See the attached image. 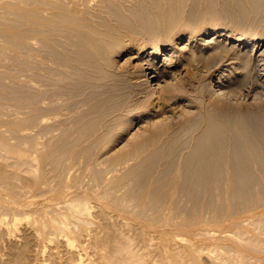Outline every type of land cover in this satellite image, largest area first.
I'll return each instance as SVG.
<instances>
[{
  "label": "rangeland",
  "instance_id": "rangeland-1",
  "mask_svg": "<svg viewBox=\"0 0 264 264\" xmlns=\"http://www.w3.org/2000/svg\"><path fill=\"white\" fill-rule=\"evenodd\" d=\"M9 1L10 0L0 1V140L6 142L9 146L11 145L10 147H16L14 149H18V151L21 150L24 153L26 152V154L28 153L27 155L33 158L34 163L32 164V168L31 166L28 168L27 165L22 166L19 164V166H22L24 169L22 167L18 168V166L15 167L14 164H11V170L10 164H5L6 162H4L5 171L7 174L11 171L12 177L11 172H9L10 177L8 182H10V184H6L8 183L6 181H0V223L1 221L7 223L6 225L0 224V264H75L81 256L85 259L83 260V264H103L98 254V248L96 246L94 247V244L90 242L91 237L89 238L88 235L84 237L85 239L81 238L82 236L80 237L85 224V228L89 231L94 229V231H99L98 233L101 237L107 236L108 239L110 238L111 241L109 246H111L110 244L114 237L120 234L122 230V234H127L124 233L125 229H127L126 232L129 231L132 233L130 234L133 238L131 239L134 241L131 240L132 244L135 245L134 249H137L138 253L140 250V254L145 258L147 257V259L143 258L145 261H139V264H144L146 261L147 264H160L162 263L163 257L166 258H164L163 261H168L169 259L165 255V252L170 253L172 250L181 248L182 250L186 249V252L192 250L197 253L195 261L189 259L186 261L185 259L184 264L185 262L186 264H222L217 257L215 258L218 254L217 252L224 251L225 253L227 252V254H233L234 252L236 253L238 249H242L244 252L248 251L247 253H250L253 257L257 254L255 257V264L256 262L257 264H264L259 261L261 258H264V251L262 250L263 253L260 251L262 254L259 255V253L255 251L247 250V247L238 243L236 239L234 241L232 236L237 226L230 227L229 224H227L233 221V219L237 220L239 218V220H243V224L241 225L245 226L244 224L246 222H251L252 217L264 213V211H262L264 210V175H262L264 170L262 167V169L260 168L261 170L258 169L260 165L258 166V164L255 163L253 164L255 167L252 165L253 168L251 166L250 168L252 169L249 168L250 171H246V175L251 173L250 176L256 172L257 177L255 180L251 178L255 177L254 175L251 177H249V175H247V177L244 175L246 180L244 177H242L243 179L241 178V180H245L246 182L241 180L238 181V183H241L239 187H241L242 184L244 185H242V189L240 188L242 190L240 191L241 194L244 191L243 189L247 187L246 191L248 190L249 192L247 191V193L244 191L245 195H240L237 191L236 195H234L235 193L233 194V192L228 189V184L225 188L223 187L226 182H228V171L224 168H222L221 171L218 167H215L218 169L216 171L214 168L209 170L210 178L208 180L210 183H205L202 190V184L200 185V183L195 182L197 184L192 183L191 186L187 185V191H183L182 194V190L177 189L178 186L176 184L177 188H175V193L179 191L182 194L180 195V193H178L179 196H177L178 194L174 193V197H179L177 200L172 197L173 195L170 197L167 191V195H165V189L162 188L164 184L166 185L173 177L175 178L176 176V180L180 179L177 178V175L180 177V170L182 171L181 168L182 165H184L183 162L188 157L187 155H189L188 153H191L195 145L203 142L207 134H205V132L208 125L207 121H209L208 117L210 116L208 115V109H210L211 106L225 104L229 107L230 112L233 113L236 110L241 112L242 110L248 111V107L249 110L255 111L256 109V112L257 109H260L258 111L260 115L262 113L261 109L264 112V107L262 106L264 105V88L262 91L259 89L260 92L258 88L257 90L252 89L255 82L253 73V76H250L251 73H249V76L247 75L248 77L246 76V79H244V81L246 80V84L242 83V80L234 82V79L232 81V79L230 80L228 77L230 75L228 74L230 70L229 66L223 64L225 65L223 67L226 68L222 71L223 73L219 69H214L216 58H210V56L212 57V55H210L211 50L209 51V49L206 50L204 48V52L206 53L204 56L205 59L207 58V62H205L206 60H204L203 55H196L199 52V50L196 49L197 47L192 46L194 42H201V45L203 44V46L207 47L215 38H222V44H229V42H224L225 39L226 41L228 40L227 37H225L226 35L214 37L215 28H220L223 29L222 32L226 31L232 34L239 33L252 36L254 40L256 39L255 47H261V45H264V0H260L261 7L259 11L250 7V4H246V10L242 13H240V9L238 12L237 0H213L215 4L212 0H101V5L100 2H95L98 0H91V2H95H93L94 6H92V3H89L90 0H87L90 11L91 9L96 11L94 12V16L97 14V17H93L95 20L98 18L95 23L99 22V27L108 28L110 25L108 31L111 29H118L117 31L118 33H122V37L128 39L133 38L132 41L136 45L142 46L147 44L151 48L153 45H156V43L161 44L165 42V40L167 42V39L173 36L172 45L170 44V46L166 48L161 47L162 50L160 49V53L156 58V65H158L156 77L149 75L152 68H147L149 66L147 59L129 60L126 52H120V46L117 47L115 41L113 42V40L110 39L111 34L104 32L105 35L108 34L110 37L108 35H103V33L101 35L98 31L88 27L91 25L89 24L86 27L87 29L85 27H80L81 32H72L71 35L65 37L58 34L52 27L50 28V23L46 20L44 21V18L42 19V17L37 15L47 16L49 15L47 10H36L38 12L36 14L34 7H36L37 4L35 1ZM243 1L248 3V0ZM211 3L214 6L215 12L219 14L216 15L215 13V17L209 9V4ZM95 4H99V8L96 7ZM216 6L217 8H215ZM46 7H49V5H46ZM108 7H110V9ZM27 9H29L28 12H26ZM205 10L207 12L210 11L207 13ZM243 13H245L244 16L241 15ZM35 14L42 20L37 16L35 17ZM209 15L212 16L210 17ZM29 18L34 20L31 21ZM101 19H103V21ZM39 21H42V23H36ZM92 21L94 20H91V22ZM168 23L172 25L167 26ZM39 27L43 28L41 29ZM22 29L24 30L23 32L21 31ZM25 29H29V32ZM93 30L98 33L93 32ZM218 34L216 33V35ZM170 35L172 36L170 37ZM189 35L192 36L190 37ZM66 41L67 44H65ZM109 41H111V43ZM248 48L251 47L248 46ZM167 50H173L178 56H168ZM180 50L186 54V58L179 57ZM209 52L210 54L208 56ZM226 52L227 51H224V53ZM143 54L145 55L146 53ZM227 54H229V52H227ZM196 56L201 60L199 61ZM201 56H203V58H200ZM163 67L171 71L168 73L165 72L163 77H161L160 70H162ZM141 68L146 69V75H142ZM263 71L264 69H262V74ZM218 72L222 74V80H220L222 85L224 84L221 88H219ZM233 73L236 74L235 71ZM145 76H150L148 82L145 81ZM214 91H216V94L217 92L219 94H213ZM221 91H225L224 94ZM187 101H192L194 104H186ZM197 111L199 113L201 112L200 115ZM263 115L261 116L264 118ZM222 118L223 117L218 116L220 122L224 123L225 120ZM263 118L261 121L264 124ZM215 119L219 121L216 117ZM228 120L227 122L232 123L233 119L230 117ZM263 134L264 132L262 135L260 134L261 138H264ZM196 139L201 141L199 142ZM186 143L188 145H186ZM187 150L190 152H187ZM72 159L75 162L72 163ZM4 160L5 158L0 155V163ZM76 161L78 163H76ZM173 166H175V168ZM29 170L31 171L29 172ZM252 170H255L254 173H252ZM256 170L262 172H260L262 175L261 180H258L260 174ZM213 171L215 174H213ZM14 173H18L16 174V176H18L16 177ZM218 176H223L224 178ZM30 177L32 179L34 178V183L31 181V183L28 184L30 181L27 179ZM23 179L24 182H22ZM181 179L179 180L180 182L182 181ZM15 183L18 184L15 185ZM32 184L33 186H31ZM158 184L160 186H158ZM193 185H196L195 187L199 192L196 191ZM247 185H251V187L249 188ZM197 186L200 187L197 188ZM149 187L150 190L154 187L155 191L156 189L158 190L157 187H159V190L161 188L163 192H161V195L156 192L159 196L156 195L154 197L155 193L153 195V192L150 191L145 199L146 196L144 191L145 189H149ZM239 187L237 186V189ZM189 188H191L192 191L189 190ZM210 188L213 190L211 191ZM11 189L15 190L13 191ZM176 189L178 191H176ZM218 189H220V191ZM226 189L230 191L227 190L226 194L229 192L232 195L229 193L226 195ZM42 191H44L45 194ZM51 191H53V193ZM203 191L204 194L206 192L208 193L204 195ZM184 192L187 195L184 194ZM190 192L192 193L190 194ZM37 193H39L40 196L39 194L37 196ZM138 193H140V195H138ZM162 193H164L166 197L161 199ZM209 193L212 195L210 196ZM221 193H223L222 197L225 198V201L221 197ZM217 194H219V196ZM246 194L249 196L252 195L247 197ZM191 195L194 197H191ZM86 196H88V199ZM143 196L145 197L143 198ZM195 196H197V198ZM229 196L232 197L230 198ZM241 196L243 199H240ZM253 196H255V198ZM236 197L237 199H235ZM156 198L159 201H156ZM83 200L85 201L83 202ZM148 200L149 203L147 202ZM170 200H173L174 203ZM176 201L177 204H175ZM219 201L222 205H219ZM85 202L87 203L85 204ZM224 202L227 205L224 204ZM189 203L192 204L190 205ZM159 204L160 207L158 209ZM184 204H188V206L185 207ZM70 205L73 206L71 207ZM175 205H177V208H173ZM249 205L251 206L249 207ZM1 206L5 208H1ZM169 206L173 209L168 210ZM183 207L184 209H182ZM104 208H107L104 212L108 217L101 211L102 209L104 210ZM161 208H163V210ZM231 208L237 209L236 212ZM146 209H149L151 213ZM16 210H20V212ZM71 210L76 213V216ZM98 210H100L101 213H99ZM255 211H260V213L256 214ZM68 212L71 214L68 215ZM102 212L105 214V217L102 215ZM226 213L232 214L227 215ZM61 214L63 216L65 214L64 217L69 221H67L68 224H65L67 232H62L61 229L58 232L57 228L53 226V224L58 226V216H61ZM98 214L101 215L99 216ZM240 214H246V216L244 215L243 217V215L241 216ZM54 215L57 218H55ZM85 215H87V217H85ZM145 215L147 218H145ZM236 215L239 216L237 217ZM74 216L75 218H80L82 216L84 218L82 217L77 220ZM102 216L104 219L101 218ZM234 216L236 217L234 218ZM156 218H158V221ZM247 219H249V221H246ZM70 220L72 221L70 222ZM76 221L77 223L80 221V223L77 224ZM244 221L246 222L244 223ZM250 224L251 223H249V225ZM95 225L96 227H93ZM8 226H11L14 230L11 227L9 230ZM247 226L248 224H246L245 227ZM251 226L252 225H250L249 228L247 227L248 231L253 228H251ZM71 227L75 228L72 229ZM6 229L7 231L5 232ZM202 229H205L204 231L206 232ZM68 230H71L70 232L72 234H70ZM176 230L177 232H175ZM207 230H210V232ZM74 231H76V233ZM77 231H80V233ZM253 231L256 232V229H252L249 233H253ZM260 231L259 229L256 233ZM262 231L259 235L262 234V237H264ZM43 232L47 233L45 234ZM129 232L128 235H130ZM228 232L230 234L233 233V235H229L230 237L227 236L226 234ZM51 233L54 234L52 235ZM201 233L204 235L205 233L208 234L203 236ZM68 234L70 235L68 236ZM199 234L201 235L199 236ZM76 236L83 239V242L80 241L81 239L79 241L75 239L77 238ZM66 237H71L72 241H74L71 247L72 250H70V248L68 249L63 241ZM76 240L78 242H75ZM77 243L82 244L77 245ZM180 244L182 246H180ZM136 245L139 246V249ZM193 245L198 249L195 250ZM220 245H222V247ZM167 249L168 251H165ZM106 251L110 252L108 250ZM25 254L27 255L25 256ZM162 254L163 256H161ZM19 255H23V257L20 256V258L18 257ZM160 257H162V259ZM16 258H18V260Z\"/></svg>",
  "mask_w": 264,
  "mask_h": 264
},
{
  "label": "bare ground",
  "instance_id": "bare-ground-1",
  "mask_svg": "<svg viewBox=\"0 0 264 264\" xmlns=\"http://www.w3.org/2000/svg\"><path fill=\"white\" fill-rule=\"evenodd\" d=\"M1 1V0H0ZM24 1H26V0H24ZM23 1V2H24ZM27 1H29V0H27ZM26 1V2H27ZM31 1H35L36 2V7H34V11L36 12V14L38 13L37 11H39V10H41V11H43V10H47L48 12H49V15H44V16H41L40 14H37L38 16H40V17H42V19L44 18V21L46 20V21H48L49 23V26H50V28L52 27V29L53 30H55V31H57L58 32V34H61L62 36H65V37H68L69 35H71V33L72 32H74V33H77L78 31L79 32H81L80 30H81V28L82 27H87V25H89V24H91L90 26H88V27H90V28H92V29H94L95 31H98L101 35H102V33H103V35H105L104 34V32H106V33H108V34H111V37L108 35V34H106V35H108L109 37H110V39H112L113 40V42L115 41V45L118 47V46H120V52H126V54H127V58L129 59V60H135V59H147V61H148V64H149V66L147 67V68H152V70L149 72V75H151V76H153V77H156V71L158 70V65H156V63H157V60H156V58H157V56H158V54L160 53V49H161V47H164V48H166L167 46L169 47L170 46V44L172 45V41H173V36L172 35H170V37L172 36V38H168L167 40V42H166V40H165V42H163V43H161V44H157L156 43V45H153V47H149L147 44H144V45H142V46H139V45H136L133 41H132V39H128V38H124V37H122V33H118V29L117 30H113V29H111V30H109L108 31V28H109V26H108V28H102V26L101 27H99L100 25H98V23L99 22H97V23H95V21H97L98 20V18L95 20L94 19V17L96 18L97 17V14H96V16H94L95 15V13L94 12H96V11H94V10H92L91 9V11H90V9H89V7H88V5L89 4H87V0H31ZM30 1V2H31ZM95 1V0H94ZM94 1H92L91 2V0H90V2L89 3H92V6H94L93 5V2ZM196 1V0H195ZM194 1V2H195ZM213 1V0H212ZM262 1V0H261ZM2 2H4V1H2ZM9 2H11V0L9 1ZM13 2V1H12ZM17 2V1H16ZM95 2H100V5L102 4V1L100 0H98V1H95ZM94 2V3H95ZM214 2V4H215V1H213ZM212 2V3H213ZM14 3V2H13ZM212 3L211 4H209L210 6H209V9L211 10V12L213 13V16L215 15V9H214V6L212 5ZM224 3V2H223ZM226 3V2H225ZM236 3H237V9H238V12H239V9H240V13H242V12H244V10H246V4H250L249 6L250 7H253L254 8V10H258L259 11V9H260V7H261V2H260V0H248V3H246L245 1H243V0H237L236 1ZM12 4V3H11ZM22 4V3H21ZM26 5V4H25ZM24 5V6H25ZM35 5V4H34ZM46 5L48 6L49 5V7H46ZM96 5V7H98V5L99 4H95ZM99 5V6H100ZM226 5H228V4H226ZM23 6V5H22ZM110 6V5H109ZM208 6V5H207ZM225 6V5H224ZM223 6V7H224ZM173 7V6H172ZM19 8V7H18ZM99 8V7H98ZM109 9H110V7H108ZM206 8H208V7H206ZM215 8H217V6L215 7ZM229 8V7H228ZM227 8V9H228ZM5 9V8H4ZM11 9V8H10ZM21 9V8H20ZM175 9V8H174ZM226 9V8H225ZM224 9V10H225ZM236 9V8H235ZM247 9H250V8H247ZM252 9V8H251ZM9 10V9H8ZM8 10H6V11H8ZM13 10H15V9H13ZM19 10V9H18ZM23 10V9H22ZM28 10L29 9H27L26 10V12H28ZM37 10V11H36ZM98 10V9H97ZM209 10V11H210ZM253 10V9H252ZM11 11V10H10ZM16 11H17V9H16ZM33 11V12H34ZM111 11V10H110ZM206 11V10H205ZM208 11V12H209ZM24 12V11H23ZM31 12V11H30ZM98 12H99V10H98ZM104 12V11H103ZM170 12V11H169ZM194 12V11H193ZM207 12V11H206ZM207 12V13H208ZM211 12H210V14H211ZM225 12V11H224ZM112 13V12H111ZM227 13H228V11H227ZM246 13V12H245ZM245 13H243V14H241L242 16H244L245 15ZM255 13V12H254ZM20 14V13H19ZM21 14H22V12H21ZM27 14H29V13H27ZM35 14V17L37 16ZM101 14H102V12H101ZM113 14V13H112ZM181 14V13H180ZM192 14V13H191ZM24 15V14H23ZM109 15V14H108ZM161 15V14H160ZM216 15H219L218 13H216ZM235 15V14H234ZM255 15V14H254ZM24 16H26V15H24ZM33 16V15H32ZM37 16V17H38ZM94 16V17H93ZM101 16V15H100ZM104 16V15H103ZM210 17L212 16V15H209ZM221 16V15H220ZM256 16H258V15H256ZM34 17V16H33ZM40 17H38V18H40ZM110 17V16H109ZM161 17V16H160ZM215 17V16H214ZM213 17V18H214ZM217 17V16H216ZM46 18V19H45ZM178 18V17H177ZM179 18H181V17H179ZM220 18V17H219ZM231 18V17H230ZM251 18H253V17H251ZM23 19V18H22ZM30 19V18H29ZM41 19V18H40ZM41 19V20H42ZM94 20V21H92L91 22V20ZM107 19V18H106ZM176 19V18H175ZM31 20V19H30ZM34 20V19H33ZM33 20H31V21H33ZM100 20V19H99ZM102 21H103V19H101ZM109 20V19H108ZM255 20V19H254ZM24 21V20H23ZM112 21V20H111ZM180 21V20H179ZM25 22V21H24ZM23 22V23H24ZM177 22V21H176ZM30 23V22H29ZM36 23H42V21L40 22H36ZM95 23V24H94ZM109 23V22H108ZM113 23V22H112ZM112 23H111V26H112ZM172 23V22H171ZM254 23V22H253ZM32 24V23H31ZM44 24V23H43ZM100 24V23H99ZM116 24V23H115ZM24 25V24H23ZM41 25V24H40ZM85 25V26H84ZM172 25V24H171ZM171 25H169V23H168V25L167 26H171ZM39 26V25H38ZM34 27H36V26H34ZM45 27V26H44ZM81 27V28H80ZM106 27H107V25H106ZM39 28H41V27H39ZM43 28V27H42ZM41 28V29H42ZM46 28V27H45ZM47 28H48V26H47ZM112 28V27H111ZM174 28H175V26H174ZM87 29V28H86ZM25 30H27V29H25ZM29 30V29H28ZM27 30V31H28ZM34 30V29H33ZM49 30V29H48ZM93 30V32H95ZM172 30V29H171ZM170 30V31H171ZM222 30L223 29H220V28H215V31H214V37H218L219 35H226L225 37H227V41H226V39H225V41L224 42H229V44L228 43H223L222 44V41H221V39H216L215 38V40L210 44H208L207 45V47L206 46H203V44L201 45V42L200 43H197V42H194L193 43V47H197L196 49L197 50H199V52L196 54V55H198V56H200V55H206V53L204 52V50L206 49H209V51L211 52V54H210V52L208 53V56H209V54L210 55H212V57L210 56V58H216V61H215V65H214V63H213V65H214V69H219L221 72L223 71V70H225L226 68H224L223 66H225V65H227V66H229V68H230V70H229V73L228 74H230L228 77H229V79L231 80L232 79V81H233V79H234V82H239V81H241L242 80V83H245L246 84V80L244 81V79H246V76L249 74V73H251L250 74V76L252 75L253 76V74H254V79H255V82H254V84H253V87H252V89H256L257 90V88H258V91H259V89H260V91H262V89L264 88V71H263V74H262V69H264L263 67H264V45H261V47H259V48H257V47H255V44H256V39L254 40V37H252V36H247L246 34L244 35V34H232V33H228V32H222ZM22 32L24 31L23 29L21 30ZM35 31V30H34ZM114 31V32H113ZM117 31V32H116ZM174 31V30H173ZM196 31V30H195ZM4 32V31H3ZM21 32V33H22ZM29 32V31H28ZM51 32H53V31H51ZM87 32V31H86ZM98 32H95V33H98ZM192 32V31H191ZM231 32V31H230ZM234 32V31H233ZM19 33V32H18ZM171 33V32H170ZM169 33V34H170ZM216 33L218 34V33H220V34H218V35H216ZM35 34V33H34ZM52 34V33H51ZM121 34V35H120ZM61 35H59V36H61ZM80 35V34H79ZM105 35V36H106ZM27 36V35H26ZM30 36V35H29ZM55 36V35H54ZM100 36V35H99ZM127 36V35H126ZM190 37L192 36V35H189ZM213 36V35H212ZM255 36V35H254ZM24 37V36H23ZM31 37V36H30ZM214 37H213V39H214ZM106 38H108V37H106ZM25 39V38H24ZM193 39H194V37H193ZM261 39V38H260ZM259 39V40H260ZM109 40V39H108ZM221 41V42H220ZM255 41V42H254ZM261 41V40H260ZM85 42H87V41H85ZM110 43H111V41H109ZM112 42V43H113ZM238 42V43H237ZM22 43V42H21ZM25 43V42H24ZM23 43V44H24ZM54 43H56V42H54ZM208 43V42H207ZM258 43H259V41H258ZM65 44H67V41H66V43ZM138 44H140V43H138ZM91 45V44H90ZM92 46V45H91ZM248 46H250L251 48H248ZM116 47V48H117ZM172 47V46H171ZM176 47V46H175ZM247 47V48H246ZM115 48V49H116ZM205 48V49H204ZM118 49V48H117ZM174 49V48H173ZM162 50V49H161ZM195 50V49H194ZM168 52H167V55L168 56H171V55H174V57H175V55L176 56H178L177 54H175V52L173 51V50H167ZM214 53H213V52ZM224 51H227V52H229V54H227V52L226 53H224ZM143 53H146L145 55L143 54ZM189 54V53H188ZM193 55V54H192ZM145 56V57H144ZM147 56H150V57H147ZM198 56H196L197 58H198V60L200 61L201 59H199V57ZM203 56H201L200 58H203ZM179 57H181V58H186V54L182 51V50H180V56ZM194 57H195V55H194ZM207 57V56H206ZM190 58V57H189ZM207 59V58H206ZM205 59V56H204V60H206ZM198 60H196V61H198ZM203 60V59H202ZM228 60V61H227ZM141 62V61H140ZM202 62H204V61H202ZM205 62H207V60L205 61ZM213 62V61H212ZM211 63V62H210ZM209 63V64H210ZM136 64V63H135ZM223 64H225V65H223ZM234 64V65H233ZM131 65V64H130ZM211 65H212V63H211ZM209 66V65H208ZM140 67H142V66H140ZM139 68V67H138ZM228 68V67H227ZM222 69V70H221ZM141 70H142V75L144 76V75H146L147 74V72H146V69H142L141 68ZM161 71V74H160V76L161 77H163V75L165 74V72L166 73H168L169 71H171L170 69H167L166 70V67H163L162 68V70H160ZM236 72V74H234L233 72ZM219 73V72H218ZM223 73V72H222ZM232 73V74H231ZM253 73V74H252ZM222 74L221 73H219V88H221L223 85H222V82H221V80H222V76H221ZM234 75V76H233ZM249 76V75H248ZM247 76V77H248ZM149 77L150 76H145V81L146 82H148L149 81ZM252 78V77H251ZM221 79V80H220ZM248 79H250V78H248ZM227 80H228V78H227ZM251 80V79H250ZM244 81V82H243ZM231 82V81H230ZM247 82H250V81H247ZM252 82V81H251ZM228 83V82H227ZM253 83V82H252ZM212 84V83H211ZM241 84V83H240ZM245 84H243V85H245ZM248 84V83H247ZM242 85V86H243ZM252 85V84H251ZM227 86V85H226ZM229 86V85H228ZM231 87V86H230ZM233 87V86H232ZM246 87V86H245ZM244 87V88H245ZM249 87V86H248ZM218 88V87H217ZM218 88V89H219ZM251 88V87H250ZM249 88V89H250ZM223 89H225V88H223ZM229 89V88H228ZM232 89V88H231ZM212 90H214V89H212ZM217 90V89H216ZM226 90V89H225ZM230 90V89H229ZM219 91V90H218ZM226 91H228V90H226ZM240 91V90H239ZM254 91V90H253ZM259 91V92H260ZM221 92H223V94H224V92L225 91H221ZM230 92V91H229ZM249 92V91H248ZM251 93V92H250ZM258 93V92H257ZM213 94H215V95H217V94H219L218 92H217V94H216V91H214L213 92ZM223 94H221V95H223ZM226 94V93H225ZM254 94V93H253ZM255 95H256V93H255ZM211 96V95H210ZM207 97V96H206ZM189 100V99H188ZM264 101V100H263ZM209 103V102H208ZM218 103H220V102H218ZM262 103V102H261ZM186 104H190V105H192V104H194V102H192V101H187V103ZM185 104V105H186ZM263 104V103H262ZM178 105V104H177ZM180 105V104H179ZM182 105V104H181ZM188 106V105H187ZM258 106V105H257ZM259 106H260V104H259ZM263 107H264V105H262ZM231 107V106H230ZM176 108V107H175ZM233 109V108H232ZM200 110H202V109H200ZM209 111H208V115H210L208 118H209V121H207L208 122V125H207V127H206V132H205V134H206V136L204 137V139H203V142H200L202 139H201V136H200V139L201 140H197V141H199L200 143L198 144V145H195V147L191 150V153H188L189 155H187L188 157H187V159L183 162V164L184 165H182V171L180 170V172H181V175H180V177H178V175H177V178H182L181 180V182L178 180V182H177V180H176V176H175V178L173 177V179L170 181L169 180V182H167V184L165 185L164 184V186H165V188H164V186L162 187L163 189H165L164 191H165V195H167L166 194V191L168 192V194H170V197H171V195H173L172 197H174L175 195H174V193H175V188H177V186H178V188L177 189H179V190H182V194H183V191H187V189L188 188H186V187H188V186H191L192 185V183L194 184L195 182H197V183H200V185L202 184V187H201V190H202V188H203V185L206 183L207 184V182H209V178H210V173H209V170L210 169H212V168H214L215 169V171L216 170H218V169H216L215 167H218V168H220L221 169V171H222V168H224V169H227V171H228V182H226V184H225V186H223L224 188L227 186V184H228V186L227 187H229L228 189L231 191V192H233V194L234 195H236V191L237 192H239L240 193V191H242L241 189L243 188L242 187V185H241V187H239V184H241V183H238V181L239 180H241V178L242 177H244V179H245V176L247 177V175H249V177H251L252 175H254L255 177H251V178H254V180L256 179V175H257V173L255 172L254 173V171L252 172V173H254V174H252L251 176H250V174H247L246 175V171L247 170H249V168L253 165V164H258V169L259 170H261L262 168H263V170H264V138H261V135H262V133L264 132V124H263V122L261 121V119L263 118L261 115H263L264 114V112H263V110L261 109V112L263 113H261V115L259 114V110L257 109V112H256V109H255V111L254 110H249V107H248V111H244V110H242V112L241 111H235V109H234V113L233 112H230V110H229V107L227 106V105H225V104H218V105H213V106H211L210 107V109H208ZM241 110V109H240ZM196 111V110H195ZM244 111V112H243ZM194 112V111H193ZM198 112V111H197ZM199 113V112H198ZM201 113V112H200ZM200 113H199V115H200ZM190 115H191V111H190ZM195 115V114H194ZM198 115V114H197ZM201 115H203V114H201ZM205 115V114H204ZM193 116V115H192ZM218 116H220V117H223L222 119H224L225 120V122L223 123V122H220V120L218 119ZM264 116V115H263ZM206 117V116H205ZM215 117L219 120V121H217L216 119H215ZM232 118L233 120H232V123L230 124L229 122H227V120H228V118ZM262 117V118H261ZM190 118H193V117H190ZM201 118H202V116H201ZM197 119V118H196ZM264 119V118H263ZM208 120V119H207ZM229 120H231V119H229ZM228 120V121H229ZM204 121V120H203ZM223 121V120H222ZM264 121V120H263ZM200 122H201V120H200ZM196 125V124H195ZM196 127H197V125H196ZM194 129H195V127H194ZM203 130H204V128H203ZM202 132H204V131H202ZM58 134V133H57ZM150 134V133H149ZM153 134V133H152ZM201 134V133H200ZM200 134H198V135H200ZM261 134V135H260ZM59 135V134H58ZM148 135V134H147ZM154 135V134H153ZM152 135V136H153ZM195 136V135H194ZM263 136H264V134H263ZM1 138V137H0ZM145 138V137H144ZM147 138V137H146ZM196 138V137H195ZM139 142V141H138ZM137 143V142H136ZM138 144V143H137ZM173 144V143H172ZM174 145V144H173ZM186 145H188L187 143H186ZM190 145H191V143H190ZM11 146V145H10ZM9 146V144L7 145V143L6 142H2L1 140H0V155L3 157V158H5V160L4 161H2V163H0V181L2 180V181H6V182H8V180H9V172H11V171H9L8 172V174H7V172L5 171V165H4V162H6L5 164H10V167H11V164H14V166L15 167H17L18 166V168L20 167H22V166H25V165H27V167L29 168L30 166H31V168L33 167V158L31 157V156H29V155H27L26 154V152L24 153V152H22L21 150H19L18 151V149H14V148H16V147H10ZM180 146V145H179ZM135 148V147H134ZM133 148V149H134ZM178 149V148H177ZM181 149V148H180ZM184 149V148H183ZM189 149V148H188ZM72 150V149H71ZM185 151V150H184ZM71 152V151H70ZM187 152H190V151H188L187 150ZM75 153V152H74ZM160 153V152H159ZM176 153V152H175ZM72 154V153H71ZM31 155V154H30ZM75 156V155H74ZM153 156V155H152ZM35 158V157H34ZM73 158V157H72ZM172 158V157H171ZM36 159V158H35ZM74 159V158H73ZM73 159H72V163L73 162H75V161H73ZM75 160H76V157H75ZM176 160V159H175ZM78 161V160H77ZM76 161V163H78ZM80 161V160H79ZM169 161H170V159H169ZM67 162H69V161H67ZM70 162H71V160H70ZM149 162V161H148ZM176 162V161H175ZM177 162H179V161H177ZM171 163H174V162H171ZM17 164V165H16ZM19 164H21L22 166H19ZM37 164V163H36ZM75 164V163H74ZM158 164V163H157ZM156 164V165H157ZM71 165V164H70ZM180 165V164H179ZM7 166V165H6ZM9 166V165H8ZM13 166V165H12ZM254 166V165H253ZM253 166H252V168H253ZM36 167V166H35ZM71 167H73V166H71ZM174 168H175V166H173ZM183 167H185V168H183ZM255 167V166H254ZM262 167V168H261ZM14 168V167H13ZM17 168V169H18ZM23 168V167H22ZM149 168V167H148ZM252 168H250V169H252ZM261 168V169H260ZM8 169V168H7ZM16 169V168H15ZM24 169V168H23ZM11 170H12V167H11ZM154 170V169H153ZM158 170V169H157ZM171 170H172V168H171ZM262 170V171H263ZM21 171V170H20ZM19 171V172H20ZM31 170H29V172H30ZM33 171V170H32ZM250 171V170H249ZM257 171V170H256ZM176 172V171H175ZM218 172V171H217ZM257 172H259V174H260V176H258L259 177V179L258 180H261V176L262 175H264L261 171H257ZM262 173V175H261V173ZM221 173V172H220ZM15 174V176H16V174H18V173H14ZM20 174V173H19ZM178 174V173H177ZM213 174H215V172L213 171ZM222 174H223V172H222ZM258 174V175H259ZM37 175V174H36ZM145 175V174H144ZM148 175V174H147ZM175 175V174H174ZM173 175V176H174ZM221 175V174H220ZM245 175V176H244ZM18 176V175H17ZM16 176V177H17ZM29 176V175H28ZM216 176H217V174H216ZM223 176H224V174H223ZM223 176H221L222 178H224ZM11 177H12V172H11ZM151 177V176H150ZM168 177V176H167ZM218 177H220V176H218ZM220 177V178H221ZM264 177V176H263ZM8 178V179H7ZM13 178H14V176H13ZM22 178V177H21ZM31 178V177H30ZM30 178H28L27 180L28 181H30V182H28V181H26V182H28V184H30L31 183V181L33 182L34 181V178L32 179L31 178V180H30ZM38 178V177H37ZM144 178V177H143ZM10 179H12V178H10ZM15 179V178H14ZM17 179V178H16ZM18 179H19V177H18ZM170 179V178H169ZM216 179V178H215ZM215 179H213V180H215ZM243 179V178H242ZM149 180V179H148ZM153 180V179H152ZM160 180V179H159ZM167 180V179H166ZM218 180V179H217ZM221 180V179H220ZM223 180H225V179H223ZM222 180V181H223ZM246 180V179H245ZM245 180H241V181H245ZM249 180L251 181V179L249 178ZM262 180H263V178H262ZM13 181V180H12ZM151 181V180H150ZM161 181V180H160ZM212 181V180H211ZM5 182V183H6ZM22 182H24V179L22 180ZM140 182H141V180H140ZM148 182V181H147ZM218 182V181H217ZM216 182V183H217ZM246 182V181H245ZM249 182V181H248ZM248 182H247V184H248ZM1 183V182H0ZM34 183V182H33ZM37 183H38V181H37ZM42 183V182H41ZM65 183V182H64ZM162 183H164V182H162ZM197 183H195V184H197ZM210 183V182H209ZM219 183H221V182H219ZM224 183V182H223ZM251 183H252V181H251ZM6 184H10V182H8V183H6ZM18 183H15V185H17ZM23 184V183H22ZM142 184V183H141ZM155 184V183H154ZM176 184H177V186H176ZM238 184V185H237ZM260 184V183H259ZM264 184V183H263ZM148 185L150 186V184L148 183ZM152 185V184H151ZM156 185V184H155ZM162 185V184H161ZM188 185V186H187ZM209 185H211V184H209ZM215 185V184H214ZM221 185H223V184H221ZM7 186V185H6ZM10 186V185H9ZM31 186H33V184L31 185ZM30 186V187H31ZM72 186V185H71ZM158 186H160L159 184H158ZM194 186V185H193ZM196 186V185H195ZM194 186V188L196 189V187ZM206 186V185H205ZM205 186H204V188H205ZM237 186L239 187L238 189H237ZM244 186V185H243ZM248 186V185H247ZM253 186V185H252ZM254 186H255V184H254ZM142 187V186H141ZM180 187V188H179ZM198 187H200V186H197V188ZM206 187H208V186H206ZM245 187H246V185H245ZM249 188L251 187V185L250 186H248ZM7 188H8V186H7ZM9 188H11V187H9ZM13 188V187H12ZM35 188V187H34ZM38 188H39V186H38ZM47 188V187H46ZM65 188V187H64ZM134 188V187H133ZM154 188V187H153ZM153 188H151L152 190H150V187H149V189H145V191H144V193H145V196H143V198L145 197V199L147 198V195L149 194V192L150 191H152L153 192V195H154V193H155V195H154V197L157 195V196H159L158 194H160L161 195V192H163L162 190H161V188H160V190H159V187H157L158 188V190L156 189V191H155V188H154V190H153ZM209 188V187H208ZM216 188V187H215ZM241 188V189H240ZM254 188V187H253ZM261 188V187H260ZM31 189V188H30ZM33 189V188H32ZM51 189V188H50ZM61 189H62V187H61ZM67 189V188H66ZM176 189V191H178ZM228 189H226L225 190V194H226V191L228 190ZM246 189H247V187H246ZM246 189L244 188L243 190L245 191V192H247L246 191ZM252 189V188H251ZM256 189H257V187H256ZM8 190V189H7ZM6 190V191H7ZM11 190H13V189H11ZM15 190V189H14ZM13 190V191H14ZM40 190V189H39ZM55 190V189H54ZM71 190V189H70ZM74 190V189H73ZM189 190H191L192 191V189L191 188H189ZM189 190H188V192H189ZM206 190V189H205ZM204 190V191H205ZM208 191H212L213 189L212 188H210V190L209 189H207ZM219 191H220V189H218ZM228 190V191H229ZM254 190V189H253ZM9 191V190H8ZM36 191V190H35ZM95 191V190H94ZM159 191V192H158ZM185 191V192H186ZM196 191H198L197 189H196ZM204 191H203V194H204ZM210 191V192H211ZM217 191V190H216ZM229 191V192H230ZM244 191H243V193L242 194H244ZM264 191V190H263ZM44 194H45V192L44 191H42ZM52 193H53V191H51ZM50 192V193H51ZM156 192L158 193V194H156ZM184 192V194H186ZM199 192V191H198ZM229 192H227V194L229 193ZM249 192V191H248ZM247 192V193H248ZM252 192V191H251ZM256 192V191H255ZM254 192V193H255ZM41 193V192H40ZM96 193V192H95ZM147 193V194H146ZM177 193V192H176ZM175 193V194H176ZM178 193H180L179 191H178ZM177 193V194H178ZM192 192H190V194H191ZM195 193V192H194ZM197 193V192H196ZM206 193H208V192H206ZM206 193L204 194V195H206ZM212 193V192H211ZM257 193L259 194V192L257 191ZM256 193V194H257ZM14 194V193H13ZM23 194V193H22ZM35 194V193H34ZM38 194L39 193H37L36 195L38 196ZM84 194H85V192H84ZM86 194H87V192H86ZM98 194V193H97ZM141 194H143V193H141ZM181 193H180V195H182ZM189 194V193H188ZM189 194V195H190ZM213 194V193H212ZM212 194H210L209 193V195L211 196ZM215 194V193H214ZM222 194L223 193H221V197H222ZM226 194V195H227ZM229 194H231V193H229ZM241 193H240V195H242ZM253 194V193H252ZM251 194V195H252ZM262 194V193H261ZM260 194V195H261ZM61 195V194H60ZM138 195H140V193H138ZM150 195H151V193H150ZM152 195V196H153ZM187 195V194H186ZM198 195H199V193H198ZM218 196H219V194H217ZM232 195V194H231ZM233 195V196H234ZM245 195V194H244ZM247 195V197L249 196L248 194H246ZM250 195V196H251ZM264 195V194H263ZM262 195V196H263ZM9 196V195H8ZM24 196V195H23ZM39 196H40V194H39ZM42 196V195H41ZM177 196H179V194L177 195ZM176 196V197H177ZM185 196V195H184ZM183 196V197H184ZM217 196V197H218ZM249 196V197H250ZM257 196V195H256ZM4 197V196H3ZM16 197H17V195H16ZM32 197V196H31ZM67 197V196H66ZM87 197V199H88V196H86ZM101 197V196H100ZM141 197V196H140ZM153 197V198H154ZM163 197H166V196H164V193H162V197H161V199L163 198ZM168 197H169V195H168ZM176 197H174V198H176ZM182 197V198H183ZM187 197V196H186ZM188 197H190V196H188ZM191 197H194V196H192L191 195ZM196 198H197V196H195ZM215 197V196H214ZM216 197V198H217ZM228 197V196H227ZM226 197V198H227ZM230 197V196H229ZM232 197V196H231ZM230 197V198H231ZM254 198H255V196H253ZM2 198V197H1ZM6 198H7V196H6ZM61 198H63V197H61ZM72 198V197H71ZM159 198V197H158ZM179 198V197H178ZM178 198H176L175 200H177ZM223 198V197H222ZM221 198V199H222ZM240 198V197H239ZM245 198V197H244ZM261 198V197H260ZM8 199V198H7ZM17 199V198H16ZM60 199V198H59ZM131 199V198H130ZM157 199V198H156ZM167 199V198H166ZM169 199H171V198H169ZM184 199V198H183ZM186 199V198H185ZM202 199V198H201ZM210 199H212V198H210ZM224 199V201H225V198H223ZM235 199H237V197L235 198ZM240 199H243L242 198V196H241V198ZM18 200V199H17ZM58 200V199H57ZM82 200V199H81ZM132 200V199H131ZM134 200V199H133ZM174 200V199H173ZM173 200H170V201H172V203H174L173 202ZM180 200V199H179ZM186 200H189L188 198L186 199ZM185 200V201H186ZM199 200V199H198ZM197 200V201H198ZM209 200V199H208ZM213 200V199H212ZM253 200V199H252ZM257 200V199H256ZM259 200V199H258ZM85 200H83V202H84ZM135 201V200H134ZM139 201H140V199H139ZM156 201H159L158 199L156 200ZM169 201V200H168ZM191 201V200H190ZM218 201V200H217ZM221 201V200H220ZM220 201H219V205L221 204L222 205V203H220ZM264 201V200H263ZM50 202H51V200H50ZM53 202V201H52ZM65 202V201H64ZM82 202V201H81ZM89 202V201H88ZM93 202V201H92ZM128 202V201H127ZM148 203H149V200L147 201ZM151 202V201H150ZM201 202V201H200ZM208 202V201H207ZM210 202H211V200H210ZM222 202V201H221ZM241 202V201H240ZM261 202V201H260ZM39 203V202H38ZM79 203V202H78ZM87 202H85V204H86ZM99 203V202H98ZM139 203V202H138ZM157 203V202H156ZM160 203H161V200H160ZM168 203V202H167ZM186 203H187V201H186ZM192 203H193V201H192ZM191 203V204H192ZM229 203V202H228ZM233 203V202H232ZM257 203V202H256ZM261 203H263V202H261ZM28 204V203H27ZM91 204V203H90ZM94 204V203H93ZM130 204V203H129ZM134 204V203H133ZM147 204V203H146ZM175 204H177V201H176V203ZM183 204V203H182ZM181 204V205H182ZM190 204V203H189ZM190 204V205H191ZM200 204V203H199ZM224 204H226L225 202H224ZM233 204H236V203H233ZM249 204V203H248ZM251 204V203H250ZM260 204V203H259ZM2 205V204H1ZM31 205V204H30ZM51 205V204H50ZM73 205H74V203H73ZM72 205V206H73ZM75 205H76V203H75ZM81 205V204H80ZM92 205V204H91ZM119 205V204H118ZM117 205V206H118ZM140 205V204H139ZM138 205V206H139ZM144 205V204H143ZM155 205V204H154ZM153 205V206H154ZM185 205V207H187L188 206V204L186 205V204H184ZM189 205V206H190ZM211 205V204H210ZM227 205V204H226ZM253 205H254V203H253ZM262 205V204H261ZM29 206V205H28ZM66 206V205H65ZM71 206V205H70ZM71 206V207H72ZM79 206V205H78ZM85 206V205H84ZM83 206V207H84ZM87 206V205H86ZM95 206V205H94ZM177 205H175V207H173V208H177L176 207ZM183 206V205H182ZM212 206V205H211ZM223 206H225V205H223ZM233 206V205H232ZM235 206V205H234ZM233 206V207H234ZM247 206V205H246ZM251 205H249V207H250ZM10 207H11V205H10ZM48 207V206H47ZM70 207V208H71ZM75 207V206H74ZM91 207V206H90ZM105 207V206H104ZM152 207V206H151ZM159 207H160V204H159V206H158V209H159ZM166 207H167V205H166ZM200 207H201V205H200ZM231 207V206H230ZM236 207V206H235ZM240 207V206H239ZM249 207H248V209H249ZM260 207V206H259ZM1 208H5V207H2L1 206ZM85 208V207H84ZM87 208V207H86ZM102 208V207H101ZM137 208V207H136ZM148 208V207H147ZM154 208V207H153ZM172 207L170 208V206L168 207V210L170 209H173ZM189 208V207H188ZM226 208V207H225ZM242 208H244V207H242ZM8 209H10V208H8ZM47 209V208H46ZM51 209H52V207H51ZM67 209V208H66ZM100 209V208H99ZM107 209V208H106ZM106 209L104 208V210L102 209L101 211H106ZM145 209V208H144ZM162 210H163V208H161ZM182 209H184V207L182 208ZM186 209V208H185ZM191 209V208H190ZM220 209V208H219ZM222 209H223V207H222ZM231 209H233V208H231ZM257 209V208H256ZM4 210V209H3ZM22 210V209H21ZM24 210V209H23ZM68 210V209H67ZM70 210V209H69ZM78 210V209H77ZM127 210V209H126ZM140 210V209H139ZM146 210H149V209H146ZM155 210H156V208H155ZM230 210V209H229ZM233 210H235V209H233ZM237 210V209H236ZM236 210H235V212H236ZM17 211V210H16ZM19 212H20V210H18ZM17 211V212H18ZM51 211V210H50ZM56 211V210H55ZM58 211H59V209H58ZM72 211V210H71ZM70 211V212H71ZM86 211V210H85ZM99 211V213H101V211L100 210H98ZM150 211V210H149ZM178 211V210H177ZM220 211V210H219ZM218 211V212H219ZM224 211V210H223ZM226 211V210H225ZM249 211V210H248ZM261 211V210H260ZM260 211L259 212H256L255 211V213L257 214H259L260 213ZM262 211H264V210H262ZM261 211V212H262ZM5 212V211H4ZM23 212V211H22ZM49 212V211H48ZM65 212V211H64ZM67 212V211H66ZM73 212V211H72ZM71 212V213H72ZM81 212V211H80ZM84 212V211H83ZM91 212H92V210H91ZM96 212V211H95ZM103 212H102V215H104V217H105V214H103ZM110 212V211H109ZM108 212V213H109ZM143 212V211H142ZM142 212H141V214H142ZM148 212V211H147ZM163 212V211H162ZM217 212V211H216ZM247 212V211H246ZM45 213V212H44ZM50 213V212H49ZM58 213V212H57ZM62 213V212H61ZM70 213V214H71ZM75 212H73V214H74ZM78 213V212H77ZM135 213V212H134ZM150 213H151V211H150ZM164 213V212H163ZM179 213V212H178ZM221 213V212H220ZM223 213V212H222ZM229 213V212H228ZM244 213V212H243ZM4 214V213H3ZM13 214V213H12ZM18 214V213H17ZM42 214V213H41ZM69 214V212H68V215H70ZM87 214V213H86ZM95 214V213H94ZM132 214V213H131ZM145 214H146V212H145ZM155 214V213H154ZM157 214V213H156ZM168 214V213H167ZM217 214H219V213H217ZM217 214H215V215H217ZM224 214V213H223ZM227 214V213H226ZM230 214H232V213H230ZM230 214H227V215H230ZM247 214V213H246ZM246 214H244L245 216H246ZM11 215V214H10ZM40 215V214H39ZM44 215V214H43ZM50 215H52V214H50ZM67 215V214H66ZM67 215V217H69ZM80 215V214H79ZM78 215V216H79ZM82 215H83V213H82ZM99 215V214H98ZM101 215V214H100ZM99 215V216H100ZM144 215V214H143ZM142 215V216H143ZM147 215V214H146ZM146 215H145V218H147L146 217ZM150 215V214H149ZM152 215V214H151ZM166 215V214H165ZM189 215V214H188ZM227 215H224V216H227ZM241 216L243 215V214H240ZM244 215H243V217H244ZM41 216V215H40ZM39 216V217H40ZM64 216H65V214H64ZM62 214H61V216H58L59 217V222L58 221H56V222H58L57 224H58V226L56 225V224H53V226H54V228H57V230H58V232H59V230L61 229V231L62 232H64V231H66L67 232V227L65 228V224L67 223V221L68 220H66V218L64 217ZM75 216H76V213H75ZM75 216H74V218H75ZM81 216V215H80ZM106 216L108 217V215L106 214ZM110 216V215H109ZM128 216V215H127ZM138 216V215H137ZM142 216H140V217H142ZM148 216V215H147ZM179 216V215H178ZM221 216V215H220ZM237 216V215H236ZM236 216H234V218L236 217ZM239 216V215H238ZM237 216V217H238ZM252 216V215H251ZM254 216V215H253ZM54 217H55V215H54ZM83 217V216H82ZM82 217H80V218H82ZM85 217H87V215H85ZM106 217V218H107ZM113 217V216H112ZM116 217V216H115ZM140 217H139V219H140ZM144 217V216H143ZM162 217V216H161ZM161 217H160V220H161ZM219 217V216H218ZM217 217V218H218ZM228 217V216H227ZM226 217V218H227ZM51 218H53V217H51ZM55 218H57V217H55ZM80 218H75V219H77V220H79ZM84 218V217H83ZM93 218V217H92ZM102 219H104L103 218V216L101 217ZM105 218V219H106ZM110 218V217H109ZM149 218V217H148ZM163 218H164V216H163ZM170 218V217H169ZM246 218V217H245ZM13 219V218H12ZM69 219H70V217H69ZM90 219V218H89ZM89 219H87V220H89ZM99 219V218H98ZM101 219V220H102ZM118 219V218H117ZM151 219V218H150ZM158 218H156V220H157ZM222 219V218H221ZM233 219V218H232ZM250 219V218H249ZM249 219H247L246 221H249ZM252 220H251V222L249 221L248 223L246 222V221H244V225L246 226V224H248V228H249V226L250 225H252L251 226V228L252 229H256V232H258L259 231V229L262 231V233H264V213H262V214H260V215H257V216H254V217H252L251 218ZM4 220V219H3ZM45 220H47V219H45ZM52 220V219H51ZM148 220V219H147ZM217 220H219V219H217ZM245 220V219H244ZM6 221V220H5ZM8 221H11V220H8ZM72 220H70V222H71ZM73 221H74V219H73ZM81 221V220H80ZM80 221H79V223H80ZM106 221H107V219H106ZM105 221V222H106ZM158 221V220H157ZM165 221H167V220H165ZM230 221V220H229ZM243 220H239V218L236 220V219H233V221H230L229 223H227V224H229V226L230 227H232V226H237V228H235L236 230L233 232L234 233V235H233V233L232 234H230L229 232V234L227 233L226 235L227 236H231V235H233L232 236V239H234V241H235V239H236V241L238 242V243H240V244H242L244 247L246 246L247 247V250H252V251H255L256 253H259V255L260 254H262L263 253V251H264V237H262L263 235L261 234V235H259V233L261 232H259V233H256V232H254L253 231V233H249V231H251L252 229H249V231H248V228L247 227H245V226H243V225H241V224H243V222H242ZM3 222V223H2ZM34 222V221H33ZM44 222V221H43ZM69 222V221H68ZM85 222V221H84ZM109 222V221H108ZM122 222V221H121ZM126 222V221H125ZM132 222V221H131ZM156 222V221H155ZM169 222V221H168ZM205 222V221H204ZM242 222V223H241ZM28 223V222H27ZM76 223H77V221H76ZM79 223H77V224H79ZM82 224H85V223H83V222H81ZM87 223V222H86ZM95 223V222H94ZM100 223V222H99ZM124 223V222H123ZM147 223V222H146ZM152 223V222H151ZM157 223V222H156ZM159 223V222H158ZM195 223V222H194ZM249 223H251L250 225H249ZM1 225H3V224H7V223H4V221H1V223H0ZM9 224V223H8ZM33 224V223H32ZM68 224V223H67ZM119 224H120V221H119ZM133 224V223H132ZM164 224V223H163ZM178 224V223H177ZM180 224V223H179ZM189 224V223H188ZM196 224V223H195ZM218 224V223H217ZM220 224V223H219ZM0 225V226H1ZM11 225V224H10ZM38 225V224H37ZM51 225V224H50ZM86 225V224H85ZM84 225V228L82 229V231H81V235H80V237L81 238H83V239H85L84 237H87V235L89 236V238L91 237V240H90V242L91 243H93L94 244V247L96 246L97 248H98V254L100 255V258H101V262L103 263V264H139L138 262L140 261H145L143 258H145L142 254H140L141 252H140V250H139V253H138V250L137 249H134V246L135 245H133L132 244V237H131V232H129V234L130 235H128V232H126V230L127 229H125V231H124V233H127V234H122V232H123V230H122V232H120V234H117L115 237H114V241L112 240V243L110 244L111 246H109V243H110V238L108 239V237L106 236V237H101L100 235H99V231L97 232L96 230L94 231V229L91 231H89L87 228H85L86 226ZM89 225V224H88ZM92 225V224H91ZM109 225V224H108ZM107 225V226H108ZM128 225H130V224H128ZM204 225H206V224H204ZM203 225V226H204ZM13 226V225H12ZM32 226V225H31ZM47 226V225H46ZM69 226V225H68ZM74 226H77V225H74ZM80 226V225H79ZM78 226V227H79ZM82 226V225H81ZM116 226V225H115ZM173 226V225H172ZM189 226H191V225H189ZM207 226V225H206ZM228 226V227H229ZM10 227L11 226H8V229L10 230ZM35 227V226H34ZM37 227V226H36ZM45 227V226H44ZM70 227V226H69ZM69 227H68V229H69ZM88 227V226H87ZM89 227H91V226H89ZM93 227H96V225L95 226H93ZM102 227H103V224H102ZM106 227V226H105ZM120 227H121V225H120ZM120 227H119V229H120ZM126 227V226H125ZM124 227V228H125ZM128 227V226H127ZM137 227V226H136ZM217 227V226H216ZM4 228V227H3ZM12 228V227H11ZM59 228V229H58ZM72 229H74L73 227H71ZM104 228V227H103ZM133 228V227H132ZM138 228V227H137ZM205 228V227H204ZM13 229V228H12ZM12 229H11V231H12ZM35 229V228H34ZM47 229V228H46ZM50 229V228H49ZM71 229V230H72ZM87 229V230H86ZM90 229V228H89ZM102 229V228H101ZM113 229V228H112ZM129 229V228H128ZM134 229V228H133ZM158 229V228H157ZM205 229H208V228H205ZM204 229V230H205ZM210 229V228H209ZM217 229V228H216ZM227 229V228H226ZM225 229V230H226ZM229 229V228H228ZM3 230V229H2ZM14 230V229H13ZM36 230V229H35ZM45 230V229H44ZM48 230V229H47ZM51 230V229H50ZM54 230V229H53ZM70 230V231H71ZM77 230V229H76ZM97 230H99V229H97ZM130 230V229H129ZM142 230V229H141ZM201 230V229H200ZM203 230V229H202ZM203 230V231H204ZM211 230V229H210ZM210 230H207V231H209L210 232ZM7 231V229L5 230V232ZM34 231V230H33ZM60 231V232H61ZM69 231V230H68ZM69 231V233L70 234H72L71 232ZM113 231V230H112ZM111 231V232H112ZM131 231V230H130ZM136 231V230H135ZM138 231V230H137ZM226 231H228V230H226ZM4 232V231H3ZM9 232V231H8ZM38 232V231H37ZM48 232V231H47ZM46 232V233H47ZM53 232V231H52ZM54 232H56V231H54ZM57 232V233H58ZM65 232V233H66ZM75 233H76V231H74ZM78 233H80V231H77ZM114 232V231H113ZM117 232V231H116ZM147 232V231H146ZM175 232H177V230L175 231ZM184 232V231H183ZM204 232H206V231H204ZM203 232V233H204ZM43 233H45V232H43ZM45 233V234H46ZM74 233V234H75ZM77 233V234H78ZM108 233V232H107ZM148 233V232H147ZM197 233V232H196ZM3 234V233H2ZM7 234V233H6ZM5 234V235H6ZM33 234V233H32ZM52 234V233H51ZM54 234V233H53ZM52 234V235H53ZM70 234H68V236L70 235ZM73 234V235H74ZM109 234H111V233H109ZM114 234V233H113ZM112 234V235H113ZM152 234V233H151ZM202 234V233H201ZM201 234H199V236L201 235ZM206 234H208V233H205V235ZM1 235V234H0ZM42 235V234H41ZM49 235V234H48ZM67 235V234H66ZM72 235V236H73ZM76 235V234H75ZM130 236V237H128V236ZM146 235V234H145ZM148 235V234H147ZM150 235V234H149ZM203 236H205L204 234H202ZM214 235V234H213ZM3 236V235H2ZM1 236V237H2ZM43 236V235H42ZM60 236V235H59ZM64 236V235H63ZM144 236V235H143ZM153 236V235H152ZM198 236V237H199ZM224 236H225V234H224ZM229 236V237H230ZM77 238H75V239H77L78 241L81 239V238H79L78 236H76ZM111 237V236H110ZM142 237V236H141ZM202 237V236H201ZM234 237V238H233ZM5 238V237H4ZM45 238V237H44ZM74 238V237H73ZM79 238V239H78ZM88 238V239H89ZM132 238V239H131ZM180 238V237H179ZM37 239V238H36ZM51 239V238H50ZM55 239V238H54ZM74 239V240H75ZM83 239H81L80 241L81 242H83L82 240ZM87 239V240H88ZM111 239H112V237H111ZM11 240V239H10ZM20 240V239H19ZM60 240V239H59ZM75 241V242H78V241ZM132 240V241H131ZM146 240V239H145ZM144 240V241H145ZM46 241V240H45ZM62 241V240H61ZM63 241H64V243H65V245L67 246V248L69 249L70 248V250H72L71 249V247H72V245H73V242L74 241H72V238L70 237H66V238H64L63 239ZM25 242H26V240H25ZM25 242H24V244H25ZM28 242V241H27ZM134 242V241H133ZM147 242V241H146ZM23 243V242H22ZM62 243V242H61ZM85 243H86V241H85ZM142 243H143V241H142ZM149 243V242H148ZM169 243H171V242H169ZM193 243V242H192ZM11 244H13V243H11ZM17 244V243H16ZM19 244H21V243H19ZM80 245L82 244V243H79ZM78 243H77V245H79ZM135 244V243H134ZM139 244V243H138ZM147 244V243H146ZM64 245V246H65ZM140 245V244H139ZM147 245H149V244H147ZM15 246V245H14ZM20 246V245H19ZM23 246H25V245H23ZM137 246V245H136ZM180 246H182L181 244H180ZM217 246V245H216ZM221 247H222V245H220ZM139 246H137V248H138ZM147 247V246H146ZM193 247H194V245H193ZM218 247V246H217ZM14 248V247H13ZM13 248H11V249H13ZM136 248V247H135ZM152 248V247H151ZM176 248V247H175ZM200 248V247H199ZM229 248V247H228ZM231 248V247H230ZM16 249V248H15ZM21 249V248H20ZM23 249V248H22ZM66 249V248H65ZM139 249V248H138ZM194 249L196 250V249H198L197 247L195 248L194 247ZM216 249V248H215ZM223 249H224V246H223ZM225 249H227V248H225ZM238 249V248H237ZM19 250V249H18ZM106 250H108V251H110V252H107ZM137 252H136V251ZM186 250V249H185ZM185 250H182V248L181 249H175V250H172L170 253H166L165 251H168V249L167 250H165V251H163V252H165V255L168 257V261L167 260H164L163 261V259L165 258V257H163V259H162V257H160L161 259H162V263H160V264H184V261H185V259H186V261L189 259V260H193V261H195L196 260V252L195 251H192V250H188L189 252H186ZM200 250V249H199ZM203 250V249H202ZM229 250V249H228ZM263 250V251H262ZM21 251V250H20ZM66 251V250H65ZM67 251H69V250H67ZM73 251H75V250H73ZM148 251H149V249H148ZM157 251V250H156ZM160 251V250H159ZM251 251V252H252ZM260 251H262V253H260ZM13 252V251H12ZM11 252V253H12ZM18 252V251H17ZM72 252V251H71ZM76 252V251H75ZM74 252V253H75ZM198 252V251H197ZM224 252V251H223ZM222 251H219V252H217L216 254V256H215V258L217 257L218 258V260L222 263V264H255V261H256V255L253 257L250 253H247L248 251H242V249L241 250H239L238 249V251L235 253H233V254H230V253H228L227 254V252L225 253H223ZM229 252V251H228ZM14 253V252H13ZM66 253V252H65ZM145 253V252H144ZM146 253H149V252H146ZM162 253V252H161ZM201 253V252H200ZM18 254H20V253H18ZM22 254V253H21ZM24 254V253H23ZM152 254H154V253H152ZM253 254H255V253H253ZM27 254H25V256H26ZM145 255V254H144ZM148 255V254H147ZM160 255V254H159ZM158 255V256H159ZM20 256H22L23 257V255H19L18 257H20ZM74 256V255H73ZM153 256V255H152ZM157 256V255H156ZM161 256H163V254L161 255ZM264 256V255H263ZM82 257V256H81ZM81 257H79V260L77 261V263H75V264H83V260H85L83 257L81 258ZM201 257V256H200ZM257 257H259V256H257ZM261 257V256H260ZM15 258V257H14ZM21 258V257H20ZM25 258V257H24ZM211 258H212V256H211ZM255 258V259H254ZM17 260H18V258H16ZM16 259H14V260H16ZM145 259H147V257L145 258ZM166 259V258H165ZM24 260V259H23ZM22 260V261H23ZM160 260V259H159ZM212 260H214V259H212ZM257 261H258V259H257ZM259 261H261V263L263 262L264 263V258H261ZM21 262V261H20ZM20 262H18V263H20ZM24 262H25V260H24ZM147 262V261H146ZM145 262V263H146ZM148 262H149V260H148ZM16 263V262H15ZM74 263V262H73ZM85 263V262H84ZM144 263V262H143ZM144 263V264H145ZM152 263V262H151ZM25 264V263H24ZM147 264V263H146ZM148 264H150V263H148ZM185 264H186V262H185ZM256 264H257V262H256Z\"/></svg>",
  "mask_w": 264,
  "mask_h": 264
}]
</instances>
